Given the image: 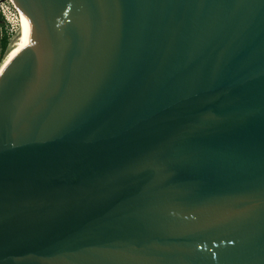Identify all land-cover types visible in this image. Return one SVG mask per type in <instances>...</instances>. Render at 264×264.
I'll return each mask as SVG.
<instances>
[{"label": "water", "instance_id": "water-1", "mask_svg": "<svg viewBox=\"0 0 264 264\" xmlns=\"http://www.w3.org/2000/svg\"><path fill=\"white\" fill-rule=\"evenodd\" d=\"M0 264H264V0H13Z\"/></svg>", "mask_w": 264, "mask_h": 264}, {"label": "rangeland", "instance_id": "rangeland-1", "mask_svg": "<svg viewBox=\"0 0 264 264\" xmlns=\"http://www.w3.org/2000/svg\"><path fill=\"white\" fill-rule=\"evenodd\" d=\"M13 2V4H11L10 2L6 1V0H0L1 3V8L2 12L0 14H2L4 17V21L7 23V26L5 28V30L10 34V45L9 48L6 52H9V50L11 49V47L14 45V43L17 41L19 34H20V29L22 28L23 24H24V20H23V16L21 11L18 9V7H16L15 3L13 0H11ZM15 6V8H14ZM2 15H0L2 17ZM2 24V23H1ZM0 24V25H1ZM14 28L15 31H12V29ZM2 31V29L0 30ZM6 55L4 56V59L6 57ZM4 59L2 60V63L4 61ZM1 63V64H2ZM0 64V66H1Z\"/></svg>", "mask_w": 264, "mask_h": 264}, {"label": "bare ground", "instance_id": "bare-ground-1", "mask_svg": "<svg viewBox=\"0 0 264 264\" xmlns=\"http://www.w3.org/2000/svg\"><path fill=\"white\" fill-rule=\"evenodd\" d=\"M19 9V8H18ZM20 10V9H19ZM21 11V10H20ZM24 24L20 29V34L17 41L7 53L3 63L0 66V74L6 66L22 51L29 48L34 32V22L24 12H22Z\"/></svg>", "mask_w": 264, "mask_h": 264}, {"label": "trees", "instance_id": "trees-1", "mask_svg": "<svg viewBox=\"0 0 264 264\" xmlns=\"http://www.w3.org/2000/svg\"><path fill=\"white\" fill-rule=\"evenodd\" d=\"M1 20L2 24L0 25V30L2 29V31H0V64L6 55L11 41L8 32L5 30L7 23L4 21L3 16L1 17Z\"/></svg>", "mask_w": 264, "mask_h": 264}, {"label": "built area", "instance_id": "built-area-1", "mask_svg": "<svg viewBox=\"0 0 264 264\" xmlns=\"http://www.w3.org/2000/svg\"><path fill=\"white\" fill-rule=\"evenodd\" d=\"M6 1H8V2H10L11 4H13V2L11 1V0H6ZM14 5V4H13ZM14 8H15V6H14ZM2 9L3 8H1V3H0V13L2 12ZM16 9V8H15ZM3 13V12H2ZM0 15H2V14H0ZM3 16V15H2ZM4 17V16H3ZM12 31H15L14 30V28L12 29ZM9 34V33H8ZM9 36H10V34H9Z\"/></svg>", "mask_w": 264, "mask_h": 264}, {"label": "flooded vegetation", "instance_id": "flooded-vegetation-1", "mask_svg": "<svg viewBox=\"0 0 264 264\" xmlns=\"http://www.w3.org/2000/svg\"><path fill=\"white\" fill-rule=\"evenodd\" d=\"M2 23L1 16H0V24Z\"/></svg>", "mask_w": 264, "mask_h": 264}]
</instances>
